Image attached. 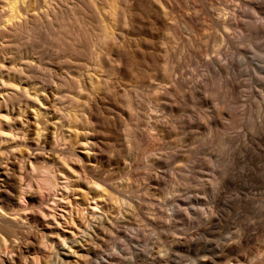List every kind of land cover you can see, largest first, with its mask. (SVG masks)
<instances>
[{
	"label": "rangeland",
	"instance_id": "374dc122",
	"mask_svg": "<svg viewBox=\"0 0 264 264\" xmlns=\"http://www.w3.org/2000/svg\"><path fill=\"white\" fill-rule=\"evenodd\" d=\"M26 1L27 25L36 32L0 37V99L9 92L2 83L10 82L32 97L39 93L42 108L20 99L0 109L14 127L9 138H0V215L23 223L1 242L0 264H58L79 244L97 248L99 258L87 264H203L207 256L235 261L238 254L261 255L246 263L264 264V81L251 76L264 67V16L256 14L259 29L235 45L220 41L214 25L202 21L220 4H233L229 0H181L182 20L170 1L129 0L130 33L113 55L117 81L90 102L87 158L83 129L61 135L57 84L42 80L46 68L54 76L65 73L57 51L74 62L90 61L92 14L82 6L66 9L74 0ZM24 61L32 65L29 80L16 70ZM165 90L173 95L166 98ZM218 109L223 118L215 116ZM63 157L76 175L75 191L48 172ZM97 175L110 184L94 189ZM210 207L212 224L202 218ZM100 220L111 221V229L100 241H85ZM228 242L234 251L223 247ZM74 258L68 264H78Z\"/></svg>",
	"mask_w": 264,
	"mask_h": 264
},
{
	"label": "bare ground",
	"instance_id": "6f19581e",
	"mask_svg": "<svg viewBox=\"0 0 264 264\" xmlns=\"http://www.w3.org/2000/svg\"><path fill=\"white\" fill-rule=\"evenodd\" d=\"M47 1H49V0H47ZM165 1L166 0H161V3L164 5ZM167 1H170V3H172L170 5L172 6L171 8H172V11H174L173 13L175 15L181 12V11L179 12V9H181L180 8L181 3H182L181 0H167ZM186 1L188 2V0H184V3H186ZM223 1H225V0H223ZM128 2H129V0H74L73 3L69 4L70 6L67 5L66 9H69L70 11H72L73 8L76 6H82V7H84V9L87 8L88 10H90V12L92 14V18H90V19H92L95 22L94 26H96V27L95 28L93 27V29H95L96 32L94 34L95 38L93 35L92 40L93 39L94 40L90 46V57H89L90 61H87L86 63H82L80 61L82 63L81 64L78 62H74V60L71 61L72 59H71V56L69 54L59 53L58 51L57 52L55 51L56 54L58 53L57 54L58 58L60 59V62L63 64V67L65 69V73L61 74L60 76H54L53 73L51 72L50 68H46L45 74L43 73L44 78L42 81L44 82V84L42 83V85L47 86L49 84H53V85L57 84V89H56L54 98H55L56 102L58 103L59 118L61 120L60 127L62 130L61 135H63L64 137L70 138L73 135L80 134V132L78 130H79V128H82L84 131V136H83V142L84 143L82 144L83 145L82 148L84 150L83 155L86 156L87 158H89L90 151H91V142L89 141V134L90 133H89L88 128H87V125L89 122V117H90V115H89L90 105H91L90 102H92L91 100H93L95 98L94 97L95 95H98L99 93L102 94L101 90L105 91V92L110 91L111 87L113 86L114 81L115 80L117 81L116 76H115V79L113 77H114L116 71L118 73L117 67H120V66L118 65L119 63L118 64L114 63L115 59L113 58V55H114V50L116 48H119L120 46L124 47L123 42L126 39V37L128 36V34L130 33L129 29H127V27H128V24L130 23L129 22V20H130L129 15H131V11L128 9L126 10V8H125V6L128 5ZM148 2L150 3V0ZM190 2H188V3H190ZM229 2L233 3V4H231V5L227 4L228 2L227 3L224 2L222 4V6H220L221 5L220 4L219 5L220 7L218 6V9L216 8L217 13H214V14L208 13V15L206 17L205 16L202 17V21H204V22L209 21V24L211 22L212 25H214L213 27H215V30H213V27H212V29H211V31H213L212 34L214 33L216 38L217 37L220 38V41H221V37H223V38L227 39V41L225 40L226 43L228 41H231L233 43L236 42L235 45H241V43H243V42H240V41L244 37H250L253 33H255L259 29V26L255 25L253 18L256 14L264 16V0H229ZM237 2L240 4L239 6L237 5L238 4ZM47 4H48V2H47ZM188 5H190V4H188ZM49 6H50V4H49ZM186 6L187 5H185V7ZM50 7H52V6H50ZM182 9H184V8H182ZM189 9H188V11L190 13ZM169 10H171V9H169ZM185 10H184V12H185ZM188 11H187V13L185 12L184 14H182V16H184L188 22L192 23V20L194 18L192 17L193 16L192 14H190V15L188 14ZM27 12H28V1H26V0H3V4H2V7L0 9V23L3 24L1 26H4V27H2L3 29L0 27L1 28L0 29V37L6 36L7 32L17 33L19 31L21 32L23 29L24 30L27 29V30H29V32H32V30H34V32H36L35 27L27 25V23L29 22L28 20L30 18ZM175 12H178V13H175ZM44 13H45V11H44ZM48 13H49V11H48ZM86 13H88V12H86ZM181 13L178 15L179 18L181 17ZM169 14L170 13L168 12V14H165V15L169 16ZM174 14H171V15L174 16ZM171 15H170V19L172 18ZM204 15H206V14H204ZM37 16L39 17V15H37ZM89 16H91V15L89 14ZM194 16H197V14ZM36 17H34L33 19H38ZM181 18L179 20H182ZM199 18H201V17H199ZM172 20H178V18L174 19V17H173ZM186 20H184V21H186ZM200 20L201 19H199L198 21L200 22ZM195 21H197V20H195ZM204 22H202V24ZM207 24H208V22H207ZM206 27H208V26H206ZM175 30H176V28H175ZM174 32H175L176 36H179L181 33L179 31H174ZM49 35L50 36L55 35V32L54 33L50 32ZM216 38L214 39V42H215ZM188 39H190V38L188 37ZM248 42H249V39H248ZM245 43H246V41H245ZM217 44H218V41L216 42V45ZM229 44H231V43H229ZM263 45H264V41H263ZM212 49H213V47H212ZM107 59L109 60V67L105 63L106 62L105 60H107ZM71 62H74L73 64H75L74 69H73V66L72 67L70 66ZM28 67H32V65L30 63L24 61L23 64L20 66V68L19 69L17 68L16 70L20 74L24 75V78L26 79L27 78L26 71H27V73L30 72L29 70H27V69H29ZM221 68L223 69V72L226 71V66H223ZM253 72H255V76H254V74H252L251 75L252 78H255L257 80L261 79L262 81H264V67H257V69L254 68ZM28 77H29V75H28ZM136 77H134V78H136ZM249 79H251V78H249ZM42 85L40 87L43 88L44 86H42ZM1 87H6L7 89H9V92H7L6 98L3 95L1 96L0 109L2 106H8L10 104L12 105L16 100H20V99L32 100V101L36 102L40 106V108H42V105L39 102V98H38L39 93H36L35 96L32 97L30 93L18 90L17 84L13 85L10 82H8V84L2 83ZM65 87L68 88V91L63 90V88H65ZM164 89H166V88H164ZM131 91H132V89H131ZM163 92H164V95H163V93H162V95L165 96L166 98L171 94L170 90H165ZM1 93H2V89H1ZM171 95H173V94H171ZM222 112H224V111H222L221 109L214 111L216 117L222 116ZM222 118H223V116H222ZM223 124H225V123H223ZM150 125L151 126H149V127L151 129V127H153V126H152V124H150ZM182 126H184V127H182L183 129H185L186 131H189V133H190L192 128H191L189 122H186ZM179 127H178V129H180ZM253 127H254V125H253ZM13 128L14 127L10 122L5 121L3 119L2 113L0 110V138H3V139L9 138V136H11V131ZM147 130H149V128ZM175 130H176V128H175ZM191 133H193V132H191ZM189 140H191V139H189ZM149 146H151V145H149ZM147 148H149V147H147ZM74 154L78 155V153H76V152ZM175 157H176V154H175ZM54 167H55V169H48V172L51 173L57 180H59V178H64L65 180H67L68 184H70L71 188L75 191L76 190L75 185L77 183L76 175H75L72 167L69 165V163L65 159V157L61 158L58 163L54 164ZM147 167H148V165H147ZM147 167H145V168H147ZM149 168H147V169H149ZM182 176H183V174H182ZM109 181H111V178H109V177L100 176V175L93 176V187H94V189L97 190L102 185L110 184V183H108ZM68 186L65 185L66 188H68ZM110 187H111V185H110ZM113 189L119 194V200L121 201V203L124 202L126 204L128 200H126L127 198H124V195H123L124 193L122 194L120 192V190L117 188H113ZM210 191L212 192L211 196L213 197V201L218 200V199H216V194L214 193V189L212 188ZM98 193H99V196H101V197L105 196V190L104 189H101L100 191H98ZM210 201H211V199H210ZM147 202L150 203L151 200L147 201ZM141 204H139V205H141ZM141 206H143V205H141ZM139 208H140V206H139ZM211 210H212L211 207L208 208L206 216L204 215L205 218L202 217L208 223L210 222V224H212L213 217H214V215H213L214 213L211 214ZM162 213H163V211H162ZM3 217H4L3 215H0V245H1L2 241H5L6 236H10V235L14 234V230H13L14 227L18 226L19 224H23L20 219H17V218L9 219V218H3ZM199 217H201V216H199ZM217 219H219V218H217ZM204 220H201V221H204ZM205 224H207V223L205 222ZM111 226H112L111 221L100 220L98 222V224L95 223L93 225L91 233L88 234L87 239H84V240L87 241L89 239H92L93 241H95V239H96V241H98L100 239V236H102V234L104 232L105 233L108 232L105 230L111 229V228L108 229ZM212 227H210V229ZM104 239L105 238H103V240ZM104 243H102V244H104ZM223 247H227L226 249H228V251H230V252L235 250V245L231 244V242L226 243ZM68 249H70V246L68 247ZM208 250H210V249H208ZM220 251H221V249H220ZM63 254L65 255V258H59L58 264H64V263L68 264L69 262H71L70 258H72V257H75L74 261L78 262V264H87L90 261H94L93 259H91L92 256H94V257L99 256L97 253V248H95V246H93V244L87 245V246L84 244H79L77 249L75 247V249L73 251L70 250L68 252V254H65L64 252H63ZM253 254H255V253H253ZM253 254H251V255H253ZM213 256L214 255H212L211 257L207 256L205 258L203 264H243V263L247 264L246 261L247 262L249 261V263H250V261L251 262L252 261H259V259H260L259 257L261 255L259 256L257 254V256H259V257H256V255L249 257V256H245L243 254H238L235 261H233L232 259H229V260L227 259L225 261H222V259H221L220 261H215ZM235 256H236V254H235ZM262 256H264V254ZM95 262L96 263L100 262L101 264H112V263H109L106 261H95ZM261 263H263V262H261Z\"/></svg>",
	"mask_w": 264,
	"mask_h": 264
}]
</instances>
